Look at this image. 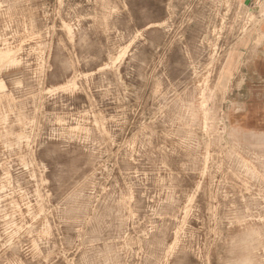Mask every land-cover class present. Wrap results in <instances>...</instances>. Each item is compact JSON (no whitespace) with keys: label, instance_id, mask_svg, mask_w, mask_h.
Returning <instances> with one entry per match:
<instances>
[{"label":"rangeland","instance_id":"374dc122","mask_svg":"<svg viewBox=\"0 0 264 264\" xmlns=\"http://www.w3.org/2000/svg\"><path fill=\"white\" fill-rule=\"evenodd\" d=\"M256 4L0 0V264H264Z\"/></svg>","mask_w":264,"mask_h":264},{"label":"crops","instance_id":"0c3cea01","mask_svg":"<svg viewBox=\"0 0 264 264\" xmlns=\"http://www.w3.org/2000/svg\"><path fill=\"white\" fill-rule=\"evenodd\" d=\"M241 2L245 5V6H250V7H254L255 5L257 6L256 2L258 3V0H241ZM255 6V7H256ZM260 11V10H259ZM262 24H261V31H260V35H261V39H262V43L264 44V15L262 16ZM264 55V54H262ZM259 58H256V60H258ZM262 60H264V57L262 58ZM260 75L264 76V70L260 71Z\"/></svg>","mask_w":264,"mask_h":264},{"label":"bare ground","instance_id":"6f19581e","mask_svg":"<svg viewBox=\"0 0 264 264\" xmlns=\"http://www.w3.org/2000/svg\"><path fill=\"white\" fill-rule=\"evenodd\" d=\"M4 53V52H3ZM9 53V52H8ZM2 54V53H1ZM5 54V53H4ZM3 55V54H2ZM1 56V55H0ZM6 56V55H5Z\"/></svg>","mask_w":264,"mask_h":264},{"label":"built area","instance_id":"2783aa9c","mask_svg":"<svg viewBox=\"0 0 264 264\" xmlns=\"http://www.w3.org/2000/svg\"><path fill=\"white\" fill-rule=\"evenodd\" d=\"M258 2H259V0H258Z\"/></svg>","mask_w":264,"mask_h":264}]
</instances>
